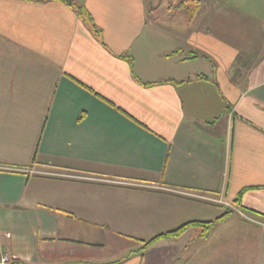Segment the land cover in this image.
Returning <instances> with one entry per match:
<instances>
[{"label": "crops", "instance_id": "obj_1", "mask_svg": "<svg viewBox=\"0 0 264 264\" xmlns=\"http://www.w3.org/2000/svg\"><path fill=\"white\" fill-rule=\"evenodd\" d=\"M71 1L0 0V248L264 264V0Z\"/></svg>", "mask_w": 264, "mask_h": 264}, {"label": "trees", "instance_id": "obj_2", "mask_svg": "<svg viewBox=\"0 0 264 264\" xmlns=\"http://www.w3.org/2000/svg\"><path fill=\"white\" fill-rule=\"evenodd\" d=\"M58 1L65 3L67 6L74 7L78 16L90 28L92 34L96 37V39L100 40V35H99L98 31L95 30V26L92 22L90 15L82 6L75 5L71 0H58ZM198 7H199L198 0H183L181 3H179V9H181L185 13L188 21H192L195 18ZM222 218H223V216L216 219L215 221H211V222L188 223V224H185V225L179 227L175 231L167 233L166 235H161L160 237H164L167 235L168 236H177L180 234L181 231H183L187 226H189L191 224H195V225L199 226L200 227V235L199 236L205 237L208 235V233L213 228V226ZM160 237H157V238H160ZM157 238H154V239L150 240L149 242L145 243L141 249L144 250L145 248H147Z\"/></svg>", "mask_w": 264, "mask_h": 264}, {"label": "rangeland", "instance_id": "obj_3", "mask_svg": "<svg viewBox=\"0 0 264 264\" xmlns=\"http://www.w3.org/2000/svg\"><path fill=\"white\" fill-rule=\"evenodd\" d=\"M175 1V0H174ZM183 0H176L175 2H182ZM157 6H159L160 7V10H159V13H157V15H159L160 14V11H161V14L160 15H163L164 13H165V8H166V0H157ZM179 15H182V14H179ZM109 242H111L110 240H109ZM94 249H96V248H94ZM98 249V248H97ZM105 249V250H104ZM103 250L102 249H100V250H97V251H91V253L93 254V253H96V254H99V253H108V251L110 250V245H109V243L105 246V248H104Z\"/></svg>", "mask_w": 264, "mask_h": 264}, {"label": "built area", "instance_id": "obj_4", "mask_svg": "<svg viewBox=\"0 0 264 264\" xmlns=\"http://www.w3.org/2000/svg\"><path fill=\"white\" fill-rule=\"evenodd\" d=\"M0 264H16L15 259L8 256L3 250L0 248Z\"/></svg>", "mask_w": 264, "mask_h": 264}]
</instances>
